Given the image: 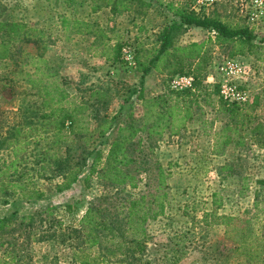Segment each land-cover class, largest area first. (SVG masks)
Here are the masks:
<instances>
[{
    "label": "rangeland",
    "instance_id": "obj_1",
    "mask_svg": "<svg viewBox=\"0 0 264 264\" xmlns=\"http://www.w3.org/2000/svg\"><path fill=\"white\" fill-rule=\"evenodd\" d=\"M168 1L191 9L190 0H161L162 3ZM0 2L4 6L2 12L4 17L21 20L27 25L31 35L42 36L45 40V53L43 51L45 58L48 55L49 36L47 34L52 35L50 40L56 57L52 59L50 65L56 67L60 76L66 81L63 85L67 93L66 106L68 107L77 104L80 100L78 94H86L102 84L107 86L110 95L114 93L126 95L130 88H137L140 73L135 67H126L118 62L114 76L105 78L107 74L104 73L100 79L94 70L92 72L89 70L95 69L97 62L90 51L86 52L83 49V41L79 40V36L73 34L70 36L67 35L68 33L64 35L59 31L61 16L67 18L66 25L67 28L71 27V33L82 30L85 25L88 29L97 26L103 29L104 26L108 28L107 31L110 29L109 34L114 36L112 42L116 40L124 43L134 37L139 60H145L152 54L153 48L157 45L155 40L160 29L168 24L167 18L171 16L166 10L164 13L156 14L153 9H149L142 18L137 16L134 21H129V17L124 15L111 18L106 8L91 14L87 1L68 7L57 0H0ZM200 11L207 16L219 18L228 26L250 28L254 34L251 45L243 47L242 53L234 55L230 53L236 50L237 43L219 44L212 39L207 41L204 45L201 74L205 76L209 73L214 76L215 68L222 60L239 58L249 62L254 71L252 89L261 88L264 85V20L249 22L237 4L226 1L204 6L200 8ZM139 26H141L140 29ZM207 37L213 38L206 30L187 28L174 37L173 44L184 45L196 42L190 41L192 39L202 41L207 40ZM31 49L35 50L34 46ZM59 56L63 58L61 67ZM82 62L88 68V72L85 71L88 77L77 86L73 82L78 76L73 78L72 74H76L74 65ZM197 62V58H185L182 68L193 70ZM173 64V57L168 56L166 61L159 62L160 72L149 73L156 76L152 79L154 85L151 90L154 93L148 97L144 94L143 96L145 98L160 96L158 105L154 104L150 107L155 112H162L167 107L173 106L175 102L179 103V99L175 100L174 94L170 93L167 85V80L172 75L169 70L173 68ZM62 67H67V75H61ZM20 82L21 84L14 85L16 90L20 87L21 90L23 89V81ZM157 89L159 91L155 93ZM11 93L9 89L0 92L2 113H6V110L11 107H16L17 100L13 99L14 96ZM161 99L166 102L163 104ZM138 102L134 101L133 118L136 124H141L143 110L142 103ZM120 104L121 97L110 98L104 110L105 114L112 115L118 110ZM190 111L191 117L184 121L183 127L176 133H170V130H177V122L174 120L168 128L162 129L161 134H150L147 137L144 132L138 133L127 145L132 162L126 170L132 176L134 187L126 184L109 187L97 182L92 176L89 184L85 185L79 180L71 184L69 189L55 191V184L60 182L61 178L51 171L53 167L51 160L54 157L63 158L66 146H69L73 157L82 149L98 147L96 144L99 138L96 131L90 136L85 133L84 137L78 139L67 136V139L58 147L54 146L48 151V156L43 162L45 165L43 170L39 169L42 162L36 163L43 156L39 153L41 144H37L32 150L30 145L26 150L30 152V155H26L27 162L24 165L19 164L17 172L8 178L13 182L19 179L18 184L22 185L21 188L11 184H6L8 187L3 186L7 180L3 161L9 160V157L5 150H0V216L15 210L16 216L12 218L13 221L17 222L22 215L32 217L29 228L26 226L25 229L17 231L15 222L12 225L13 233L11 231L10 234L5 233L0 237L2 243L0 260H5L6 264H79L70 260L66 248L49 240H35V237L53 228H48L49 223H54L51 222L52 218L60 221L62 226L75 223L88 204L91 202L97 204L98 197L103 195L108 196L106 202H115L123 198L125 192L133 196L140 193L151 194V199L165 192L163 213L149 218L144 224L148 243L141 258V264H236L231 261V253L228 249L234 236L230 231L231 226L226 227L219 222H212L209 215L204 219L203 213L237 215L243 209L251 207L255 194L258 200H264V183L256 182V180L264 179V163L261 159L263 149L253 144L244 131L240 133V139L243 142L241 145H232L237 136L230 132L232 141L223 146L222 150L219 148L222 139L220 130L226 117L219 111L218 95L198 96L197 102L190 106ZM4 113L2 118L7 115ZM255 114L258 119L263 120L260 107L256 108ZM82 115L83 117H79L78 125L86 130L94 128L95 121L90 116H85V112H82ZM148 122H150L149 119ZM114 136L113 129L107 135V141ZM138 137L140 142L137 143ZM102 147L100 145L99 148ZM221 166L224 168L219 169ZM158 167H161L165 174L166 185L162 187L158 186ZM19 173L23 175L18 178ZM33 192H41L42 195L36 199ZM262 204V201L259 202L260 206ZM66 205L69 206L68 211ZM150 206L155 208L156 203L153 202ZM225 229L230 233L224 232ZM27 233L29 239L25 237ZM10 243H14V246ZM11 252L18 255V262L9 260Z\"/></svg>",
    "mask_w": 264,
    "mask_h": 264
},
{
    "label": "trees",
    "instance_id": "obj_2",
    "mask_svg": "<svg viewBox=\"0 0 264 264\" xmlns=\"http://www.w3.org/2000/svg\"><path fill=\"white\" fill-rule=\"evenodd\" d=\"M57 1L65 7L87 1L89 12L106 8L111 18L124 15L129 17V21H134L137 16L142 18L149 9H153L156 14L164 13L166 10L171 16L167 18L168 24L160 29L155 40L157 45L147 59L139 60V52L135 48L134 67L140 73L136 89L130 88L126 95L115 93L110 95L107 86L102 84L90 90L88 94L90 97L84 102L68 107L67 93L63 85L66 81L60 76L57 68L51 66L44 57L45 40L41 35L37 37L31 35L23 21L4 17L2 15L4 6L0 2V92L9 89L14 96L13 99L17 100L16 107L7 109L6 113L3 112L7 114L3 118L0 109V150H5L9 157V160L3 161L7 177L3 186L8 187L6 184H11L18 188L22 187L18 184L19 179L13 182L8 178L17 172L19 164L24 165L27 162L26 155H30V152L26 150L30 145L32 150L34 146L41 144L39 153L43 156L36 163L42 162L39 169L43 170L45 168L43 162L48 156V151L54 146L58 147L67 136L78 139L84 137L85 133L90 136L96 131L99 138L96 144L98 147L81 148L82 150L73 157L69 146H66L63 158L54 157L51 160L53 166L51 171L61 178V181L55 184V191L69 189L71 184L79 180L85 185L89 184L92 176L97 182L109 187L123 184L134 187L132 176L126 170L132 162L127 151V145L132 139L143 132L147 137L150 134L159 135L162 129L168 128L174 120L177 122V130H170V133H176L183 127L184 121L191 117L190 106L197 102L198 96L218 95L217 84H204L202 81L204 76L201 74V62L204 60L205 43L211 39L219 44L235 42L237 48L230 55L240 54L243 47L251 45L254 34L245 26H228L219 18L207 16L200 10L194 11L186 6L174 5L171 1L165 3L161 0ZM138 28L140 29L141 26ZM187 28L206 30L213 38L207 37V40L175 46L174 37ZM82 31L95 32L98 38L104 36V30L98 26L88 29L85 25ZM122 44L123 42L114 44L112 61L121 62ZM32 46L35 50L31 49ZM168 56L173 57L174 63L169 73H190L194 80L191 88L182 91L170 90L175 100L179 99V103L175 102L173 106L167 107L162 112H155L150 107L154 104L158 105L160 96L154 98L143 96V78L151 71L160 72L159 62L166 61ZM185 58H197L198 62L193 70H183L182 62ZM87 77L88 75L82 76L79 83L86 81ZM20 81H23L24 86L21 85L23 89L21 90L20 87L16 90L14 87L21 84ZM96 93L101 94L100 97L103 96L102 100L95 101L99 98ZM116 96L121 97L118 110L112 115L105 114L104 110L110 98ZM135 100H140L142 103L141 124H136L133 118ZM161 100L163 104L166 102ZM97 104L100 106L97 107ZM257 107L263 112V120L258 119L255 114ZM219 111L226 117L220 130L222 139L219 148L222 150L223 146L232 141L230 132L237 136L232 145H241L243 142L240 133L244 131L253 144L263 149L261 159L264 163V85L259 95H255L244 105L227 104L219 98ZM82 112L95 121L96 125L91 130L78 125L79 117H83ZM113 129L115 136L107 141V135ZM136 142H140L139 137ZM100 145L103 147L99 148ZM222 168L224 166L219 169ZM23 173H19L17 177H21ZM157 173L158 186H165L164 170L158 167ZM256 182L263 184L264 179ZM115 191L119 192V190ZM33 193L36 199L42 195L41 192ZM165 196V192H162L151 199V194L140 193L133 196L125 192L123 198L115 202H106L107 195L99 196V202L89 203L75 223L62 226L60 221L52 218L51 222L54 223H49L48 228H53L35 237V240H49L66 248L70 260L79 264H141L148 243L144 224L149 218L163 213ZM152 201L156 203L155 208L150 206ZM261 201L262 206L259 205ZM66 208L68 211L69 206L66 205ZM208 215L211 216L212 222H219L226 227L231 226L230 231L234 235L228 247L231 261L236 264H264V200H258L255 194L251 207L243 209L237 215L203 213L204 219ZM14 216H16L15 210L0 216V237L5 233L10 234L11 231L13 233L12 225L16 222L12 220ZM31 219V215L20 216L15 223L16 230L25 229L26 226L29 228ZM230 231L225 229L224 232L228 234ZM25 237L30 238L28 233ZM0 245H2L1 241ZM11 245L14 246V243ZM9 260L18 262V255L11 252ZM0 264H6L5 260H0Z\"/></svg>",
    "mask_w": 264,
    "mask_h": 264
},
{
    "label": "built area",
    "instance_id": "obj_3",
    "mask_svg": "<svg viewBox=\"0 0 264 264\" xmlns=\"http://www.w3.org/2000/svg\"><path fill=\"white\" fill-rule=\"evenodd\" d=\"M226 1L237 4L249 22L264 20V0H190L191 9L199 11L204 6ZM244 2V3H243ZM134 37L120 47V60L126 67H134ZM216 75L206 74L202 80L206 84H217L218 97L227 104L244 105L259 95L261 88L251 87L254 71L250 63L239 58H226L215 68ZM193 76L190 73H174L169 76L167 85L170 90L182 91L192 87Z\"/></svg>",
    "mask_w": 264,
    "mask_h": 264
},
{
    "label": "crops",
    "instance_id": "obj_4",
    "mask_svg": "<svg viewBox=\"0 0 264 264\" xmlns=\"http://www.w3.org/2000/svg\"><path fill=\"white\" fill-rule=\"evenodd\" d=\"M99 11V10H98ZM97 12V11H96ZM91 14L95 13V12H90ZM110 15V14H109ZM66 19L64 16H61L60 17V28H59V31L61 33H68L67 35H70L73 34V35H76V36H79V40L83 41L82 45H83V49L87 51H90V54L92 56H95V59H96V62H97V66L95 67V69H89L91 70V72L94 70L95 73H97L98 77L101 79V77H103L104 73L107 74L105 75V78H108L107 76H114L115 73H116V66L118 65V62H114L112 61V58L114 57L113 56V47H114V44L118 41L116 40H113L114 42H112L111 40L113 39L114 36L110 35V29L107 31L108 28L104 27L103 26V30H104V36H102L101 38H98L96 37L95 35V32H91V33H85L83 32L82 30H75L73 33H71V27L69 26L67 28V23H66ZM110 20H112L111 18H109ZM110 27H113L112 25H110ZM106 28V29H105ZM114 28V27H113ZM107 31V32H105ZM49 36V40H47L48 44H47V52H48V55L46 57L47 59V62L49 64H51L52 62V59L54 57H56L54 55V52H53V43L52 41L50 40L51 38V34L48 33L47 34ZM66 35V34H64ZM190 41H196V42H199L201 40H197V39H192ZM76 42V41H75ZM80 50H82L80 48ZM84 62H82L81 64H76L74 66H76V68H74V71H76V74H72L73 78L78 76L77 77V80L75 82H73V84L75 85H81L82 83H79V81L81 80V77L84 76V75H87L85 74L88 70V68L86 67V65L83 64ZM59 64H60V67L62 66L63 64V58L61 56H59ZM64 64H67L66 62H64ZM71 64V63H69ZM68 66V65H67ZM70 66V65H69ZM88 72V71H87ZM93 72V73H94ZM61 75H67V67H62L61 71H60ZM70 73V72H69ZM155 74H147L145 75V77L143 78V94L145 97H148V96H151L153 95V91L151 89H153V85L154 83L152 82V79L155 78ZM76 86V88H77ZM78 89V88H77ZM159 90H155V93H157ZM88 93H83V94H78V99H80L77 103H80V102H84L88 97ZM97 96H99L98 99H95V101H100L102 100L103 96H101V94H98L96 93ZM139 101L138 103L140 104L141 101L140 100H137ZM100 106L97 104V107ZM85 112H87L85 110Z\"/></svg>",
    "mask_w": 264,
    "mask_h": 264
}]
</instances>
